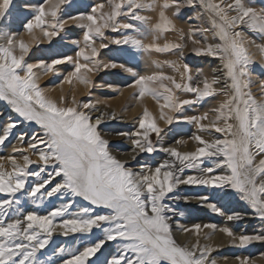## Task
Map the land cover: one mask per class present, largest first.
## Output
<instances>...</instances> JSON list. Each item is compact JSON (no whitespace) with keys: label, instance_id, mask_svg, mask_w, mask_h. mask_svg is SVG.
Instances as JSON below:
<instances>
[{"label":"snow or ice","instance_id":"1","mask_svg":"<svg viewBox=\"0 0 264 264\" xmlns=\"http://www.w3.org/2000/svg\"><path fill=\"white\" fill-rule=\"evenodd\" d=\"M70 3H26L32 15L23 28L30 41L0 28V101L7 105V112L0 110V146L12 137L21 145L0 155V194L5 197L0 199V264H219L212 253L220 245L207 242L216 232L241 248L264 242V230L237 234L229 223L242 219V213L225 211L219 204L234 193L264 221V80L254 93L250 50L254 46L264 57V42L257 44L247 34L264 41V0L260 7L255 0H106L107 11L105 3H96L90 11L65 14ZM10 5L11 0L0 2V20ZM197 7L208 14L211 28L177 27L182 10ZM146 10H158L155 24L141 15ZM73 28L82 36L57 45L54 38L64 41ZM36 29L50 50L47 59L29 62L33 46L39 44ZM105 30L120 36L109 38ZM168 32L177 33L178 40L158 43ZM209 32L214 42H208ZM148 35L153 41L145 44L142 38ZM187 41L191 53L220 61L210 69V78L203 69L194 72L182 62ZM112 44L129 49L115 56L154 51L178 53V59L154 60L161 70L140 75L115 58L100 59L101 50ZM67 66L71 71L62 73ZM166 66L179 79L164 71ZM118 68L134 78L127 87L135 89L136 98L151 96L159 114L144 107L133 118L132 130L105 132L107 122L124 120L114 110H101L91 90L119 88L97 85L89 74ZM49 75L62 76L60 85L79 81L89 88L88 98L78 100L63 88L50 95L40 82ZM218 97L223 98L215 107L185 114L187 107ZM181 123L196 125L197 132L166 146L165 137ZM201 133L220 135L206 138ZM110 134L130 142L126 155L112 151L106 138ZM190 141L194 148L182 150ZM161 153L164 158L157 160ZM183 186L209 191L193 196L182 192ZM192 199L224 217V226L179 224L184 215L179 205ZM174 222L194 239L179 242ZM68 241L77 243L70 246ZM110 243L114 250L106 251ZM223 260L228 264V257ZM235 262L254 264L241 256Z\"/></svg>","mask_w":264,"mask_h":264},{"label":"rangeland","instance_id":"2","mask_svg":"<svg viewBox=\"0 0 264 264\" xmlns=\"http://www.w3.org/2000/svg\"><path fill=\"white\" fill-rule=\"evenodd\" d=\"M2 2V0H0ZM41 2V0H11V5L8 10L7 15L3 18V20H0V28L5 29L7 31L13 32V33H19L25 40L30 41L31 37L29 33L23 28V23L26 21V19L30 18L32 15V12L30 9H26L24 6L25 4H33L38 5ZM96 3H105V11H107V5L106 0H71L70 5L65 6V14L75 15L78 12H87L90 11V7L93 4ZM158 3H163V0H158ZM256 6L260 7L262 0H255ZM141 15L150 17L149 23L155 24L157 20L159 19L158 10L153 11H142ZM171 15V13H169ZM191 16L192 20L189 21L188 17ZM177 27H184L187 29L188 27L192 25L201 26L204 28H211V22L208 17L207 13H204L202 9L199 7L195 9H184L182 10L181 17L179 19H176ZM36 34L38 35L39 44L33 46L31 59L29 62H36L39 59H47V53L49 52V42L42 37L40 34L39 29H36ZM106 35L109 38H119L120 34L113 33L109 30H105ZM250 37L256 40V43H262L264 41H261V39L256 36V34L248 32L247 33ZM63 35V34H62ZM209 36L208 42H214L211 40L212 33H207ZM82 36V32L78 28H73L71 30L70 36L65 38L64 41H61L59 37L54 38L56 41V44L61 43H67L68 39L70 38H79ZM200 37H197L199 39ZM145 44L152 43L153 38L151 35H148L146 37L142 38ZM166 40L168 41H176L178 40V34L173 32H168L164 34L160 40H158V43L163 44ZM101 41L97 39L96 43L99 45ZM107 42V41H105ZM187 47L183 49L185 58L182 62L189 63V65L193 68V71L195 72L196 69H203L204 75H209L210 78V69L217 67L220 64V61L218 59H214L212 57H206V56H197L193 53H191L190 49L192 47L191 41H187ZM55 47V45H53ZM122 50H129L126 48V46H118V45H110L109 49L107 50H101V56L100 59L107 61L110 58H115L117 60V63H124L127 67H132L134 71L138 72L140 75H146L150 74L154 71H159L161 69H158L155 67V65L152 63V61H164V60H177L178 59V53H172V54H161L157 52H152L150 55L146 53H136L133 56H115V54L120 53ZM251 52L254 57L255 63L252 65V79L254 81L252 85V89L254 93H257V88L260 80H264V67H261V63L264 62V57L261 56L260 52L257 51V49L253 46L251 49ZM68 54H73L71 51H68ZM168 74L176 75L177 73L173 72L171 68L165 67L163 69ZM71 71V67H62L61 72L64 74H67V72ZM92 79L95 81L97 85L102 84H108L111 83L114 85V88H119V91H115L114 89H108V88H100L97 87L95 89L91 90V97L95 100L101 101V110L108 111V110H114L118 115H121L123 117L124 122H107L103 126V131L109 132L111 129L117 128L120 130H132L133 128V118L139 115L144 107H147L150 112H152L154 115L159 114V106L157 105L156 101L152 99L151 96H145L143 98L137 99L134 95L135 89L127 87L128 84H131L133 82V77L131 74L124 72L122 69H115V70H104L101 69L100 72H94L89 74ZM177 79H179L178 74L176 75ZM63 77L55 78L49 76H41L40 82L42 86L49 89V94L52 96H57L59 94V91L61 88L65 92L71 91L73 92L77 99H84L86 100L89 95V88L85 85L81 84L79 81H73V83L70 84H63L60 85L59 80ZM199 79H202L200 77ZM258 94V93H257ZM183 98H192L191 94H184ZM223 97H218L217 99H207L205 101H202L200 104L187 107L185 114L186 115H197L204 111H207L213 107H215L219 99H222ZM0 110H4L7 112V105L5 102L0 101ZM209 116L211 118L212 113H209ZM208 121H205L207 123ZM161 126L163 125V122H161ZM24 127H27L26 125ZM174 132L170 133L169 136L165 137V145H171L173 143V139L176 138H183L185 140H188L190 136H192L195 132L194 130H197L196 125L194 124H187V123H181L179 125L173 126ZM179 130L178 135L175 134L176 130ZM194 129V130H193ZM202 134V133H201ZM202 135H205L206 138H214V136H218L220 134H214V136H209L207 133H203ZM106 138H108L111 142V149L113 152L119 151L120 153H128L129 151V144L130 142L127 140H121L114 136V134L107 135ZM13 146H21L20 142L15 139V137H12L4 146H0V155H8L11 152V149ZM26 146V145H25ZM184 150H188L186 148V145L182 147ZM116 150V151H115ZM164 154H159L156 159L162 160L164 158ZM162 156V157H161ZM32 159H37L35 155L32 156ZM152 161L150 160L149 163ZM7 166V165H6ZM187 174V173H186ZM185 193L189 195H206L208 194L207 189L203 188H197L195 186H184ZM193 188H196L195 190ZM199 189V190H198ZM5 198L2 194H0V199ZM219 204L221 207L225 209V211L232 212V211H239L242 213V219L239 221H233L229 223V226L234 228V231L237 234L241 233H247L251 234L253 232H259L264 230V221H261L258 217L255 216V214L252 212V210L243 202L240 201L237 196L234 193H230L229 195L223 197L221 201H219ZM179 210L184 213L182 217L178 218V222L181 225L184 226H191L194 223H215L219 226H224L226 223L225 218L220 216L217 213L212 212L210 208H208L206 205L200 204L197 200L192 203L184 204L181 202L179 205ZM246 213V214H245ZM176 224V223H175ZM176 227V225H175ZM179 229V228H178ZM204 231H209L208 229H204ZM216 234H219L218 237H215ZM61 242H64V238H60ZM84 241L81 240L80 243H83ZM202 239V243H204ZM209 243H212L213 246L220 245L218 249H216L212 255L213 257L217 258L219 261V264H224V257H228V264H236L235 257L241 256V257H249L254 264H264V242H253L252 244L246 246V247H238V246H232L229 243V240L226 236L222 235L219 232H216L214 235H212L211 240L207 241ZM76 241H68V244L70 246H75ZM107 250H114V245L111 243L107 246Z\"/></svg>","mask_w":264,"mask_h":264},{"label":"bare ground","instance_id":"3","mask_svg":"<svg viewBox=\"0 0 264 264\" xmlns=\"http://www.w3.org/2000/svg\"><path fill=\"white\" fill-rule=\"evenodd\" d=\"M174 33V32H173ZM166 34V33H165ZM215 68V67H214ZM177 75V74H176ZM162 124V123H161ZM194 130V129H193ZM194 132L196 133L197 132V130H194ZM203 134V133H202ZM186 148L189 150V149H191V148H194V143H192L191 141L189 142V144L188 145H186ZM182 150H184V149H182ZM116 151V150H115ZM122 154H124V155H126V153H122ZM164 156V155H163ZM162 157V156H161ZM184 186L182 187V189H181V191L182 192H185L184 191ZM194 190L196 189V188H193ZM199 190V189H198ZM196 200L195 199H192V200H190V201H188L187 203H194ZM182 203H184V202H182ZM187 203H184V204H187ZM175 222H174V224H173V234H174V236L177 238V240L179 241V242H188V241H190V240H193L194 239V237H190V236H188V234H186V233H183L180 229H178L177 227H175ZM223 235V234H222ZM219 236V234H216L215 235V237H218Z\"/></svg>","mask_w":264,"mask_h":264}]
</instances>
